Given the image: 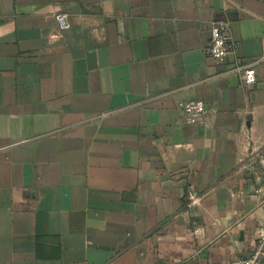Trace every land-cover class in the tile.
<instances>
[{"label": "crops", "instance_id": "crops-1", "mask_svg": "<svg viewBox=\"0 0 264 264\" xmlns=\"http://www.w3.org/2000/svg\"><path fill=\"white\" fill-rule=\"evenodd\" d=\"M216 20L238 58L264 55V0H0V264L250 256L264 61L244 88L236 58L207 55ZM192 100L214 110L202 125L178 110Z\"/></svg>", "mask_w": 264, "mask_h": 264}, {"label": "built area", "instance_id": "built-area-1", "mask_svg": "<svg viewBox=\"0 0 264 264\" xmlns=\"http://www.w3.org/2000/svg\"><path fill=\"white\" fill-rule=\"evenodd\" d=\"M57 20L62 30L69 29L71 22L68 14L57 15ZM207 55L215 61H223L234 57V67L229 73H237L242 86L251 89L258 82L257 66L264 61V55L254 61H244L236 56V44L231 37L228 21L216 20L211 23V42L207 48ZM178 110L185 116L187 122L193 125H202L211 116L214 110L202 100L182 101L178 103ZM253 166L257 167L264 185V151L251 157ZM201 197L189 191L187 206L199 205ZM199 230H196L198 233ZM234 264H264V234H262L251 252L250 256L236 261Z\"/></svg>", "mask_w": 264, "mask_h": 264}]
</instances>
